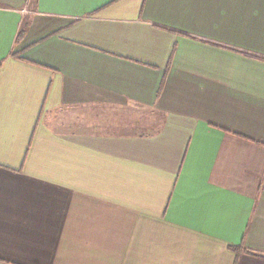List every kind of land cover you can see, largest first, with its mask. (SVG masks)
Segmentation results:
<instances>
[{"label": "crops", "instance_id": "crops-1", "mask_svg": "<svg viewBox=\"0 0 264 264\" xmlns=\"http://www.w3.org/2000/svg\"><path fill=\"white\" fill-rule=\"evenodd\" d=\"M0 264H264V0H0Z\"/></svg>", "mask_w": 264, "mask_h": 264}, {"label": "trees", "instance_id": "trees-1", "mask_svg": "<svg viewBox=\"0 0 264 264\" xmlns=\"http://www.w3.org/2000/svg\"><path fill=\"white\" fill-rule=\"evenodd\" d=\"M22 36H23V32H21V34H19V38H18V39H21ZM234 249H235V248H234ZM237 250H239V249L237 248Z\"/></svg>", "mask_w": 264, "mask_h": 264}]
</instances>
